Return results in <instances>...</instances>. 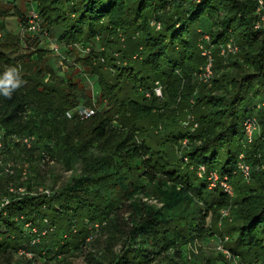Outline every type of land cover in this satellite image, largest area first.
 Instances as JSON below:
<instances>
[{"label": "trees", "instance_id": "1", "mask_svg": "<svg viewBox=\"0 0 264 264\" xmlns=\"http://www.w3.org/2000/svg\"><path fill=\"white\" fill-rule=\"evenodd\" d=\"M30 1L100 88L82 117L78 82L52 67L43 36L7 30L0 6V73L15 66L21 81L0 94V264H264L259 0ZM247 119L257 124L251 141ZM17 156L26 170L6 174ZM58 165L70 172L60 184ZM212 171L233 195L210 186ZM215 235L230 259L203 255L200 242Z\"/></svg>", "mask_w": 264, "mask_h": 264}, {"label": "rangeland", "instance_id": "2", "mask_svg": "<svg viewBox=\"0 0 264 264\" xmlns=\"http://www.w3.org/2000/svg\"><path fill=\"white\" fill-rule=\"evenodd\" d=\"M0 6L6 7L10 9V12L7 16H5V26L6 29L11 31L12 33L17 34V36H20V38H24L27 34V30L24 27L25 18H28L32 14V3L30 0H0ZM19 10L21 13L18 14L16 10ZM3 31V30H2ZM4 31H6L4 29ZM3 33V32H2ZM53 39V37L51 38ZM49 40V41H48ZM45 40L41 43L42 46L48 49V59L50 60V63L52 67L56 70V72L65 77H71L74 79V81H77L78 86H80L78 95H79V102L83 104L85 107L92 109L95 103V100L88 101L86 94H94L95 96L99 93V86L96 84V78L97 76L91 75L90 70L80 63H77L76 61V53L77 50H75V53H71L70 51H67V47L64 46V44H58L54 43L53 40ZM53 41V42H52ZM56 44L55 48H59V51L52 50L50 48H53ZM95 81V82H94ZM83 105H80L79 107H82ZM98 105V104H97ZM97 108H106V104H102L98 106ZM22 157H15L12 159H9V164H7V169L4 170L6 174H14L17 169L23 168L25 169L26 163H24V160L21 159ZM50 166L45 168V170L49 171ZM55 171L57 174L60 175L58 184L62 182L63 179H65L70 172L63 171L61 166L58 165L55 168ZM46 181L47 183L51 184L53 180L49 177V175H46ZM222 215L225 214L222 212ZM223 238L221 235H215L212 237H209L206 239V241H201L200 244L202 245V248L204 250L203 255L212 254L217 255L220 252H222L219 249V246H223ZM223 253V252H222ZM226 259H229L225 257ZM52 264H85L82 257H75L70 261H61V262H53Z\"/></svg>", "mask_w": 264, "mask_h": 264}, {"label": "built area", "instance_id": "3", "mask_svg": "<svg viewBox=\"0 0 264 264\" xmlns=\"http://www.w3.org/2000/svg\"><path fill=\"white\" fill-rule=\"evenodd\" d=\"M259 3H260V8H259L260 17H261V19L264 20V0H259ZM23 24H24V27L26 28L27 32H30L32 34H36L39 36H43L45 38V40L50 39V40H53L54 43L61 44L60 42H58L57 39H55V38L51 39V37L48 35V32L42 26L39 11H38V9L33 7V5H32L31 16L28 18H25V22ZM258 26H259V22L256 24V27H258ZM158 27H159V25H158ZM2 34L3 33L0 31V36ZM227 46H228L229 51H231L232 50V44L228 43ZM55 47H56V44L53 48H50V49L55 50V51H59V48H55ZM88 49L89 48H87V50ZM222 52L224 53L225 51L223 50ZM203 54L207 57V62L202 69L201 78L206 82V81H208V79L212 75L213 57L211 55V51L206 49V48L203 49ZM154 93L157 96H160V97L163 96L162 85L158 81L156 82V85L154 86ZM146 95L150 96V92H146ZM92 112H93V110H91L90 108H84L83 110L82 109L78 110V113L80 115H82V117H87ZM68 114L71 116V112H68ZM184 123L187 127L191 126L190 128H192V129H194L198 126V123L194 122V118L192 116H189V118H187L186 121H184ZM256 126H257V124H256L255 119H247L244 121V130H245L247 140L251 141L253 133L257 128ZM16 141L22 142L25 145H27L28 147H31L33 137H30V136H22L21 137V136H19V137H16ZM183 142H184V144L187 143V139H185ZM0 145H1V132H0ZM6 167H7V164L5 165L4 170L7 169ZM239 168L242 170L243 174L246 177L249 176L250 166L246 162L241 161ZM205 170H206L205 166L201 165L199 168V174L202 175L205 172ZM209 179L211 180V183H210L211 187L219 184L220 186H222L224 188V190L228 194H231V195L234 194L233 185L228 180V177L221 178L220 175L216 171H212L209 174ZM20 191H22V189ZM223 213L226 215L228 213V211H223ZM219 249L223 252L225 257H227L229 259L231 258V254H230L228 249L224 248L223 246H219ZM244 264H247V263H244Z\"/></svg>", "mask_w": 264, "mask_h": 264}, {"label": "clouds", "instance_id": "4", "mask_svg": "<svg viewBox=\"0 0 264 264\" xmlns=\"http://www.w3.org/2000/svg\"><path fill=\"white\" fill-rule=\"evenodd\" d=\"M19 70L15 66L8 67L0 73V94L10 97L13 91L20 86Z\"/></svg>", "mask_w": 264, "mask_h": 264}]
</instances>
